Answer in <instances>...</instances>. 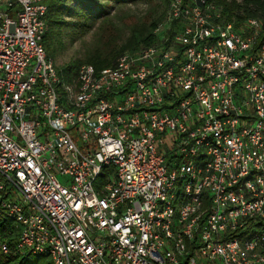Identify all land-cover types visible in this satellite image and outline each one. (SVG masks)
I'll return each mask as SVG.
<instances>
[{
	"label": "built area",
	"instance_id": "built-area-1",
	"mask_svg": "<svg viewBox=\"0 0 264 264\" xmlns=\"http://www.w3.org/2000/svg\"><path fill=\"white\" fill-rule=\"evenodd\" d=\"M48 1L0 0V254L264 264V20L168 0L171 33L66 75Z\"/></svg>",
	"mask_w": 264,
	"mask_h": 264
},
{
	"label": "trees",
	"instance_id": "trees-1",
	"mask_svg": "<svg viewBox=\"0 0 264 264\" xmlns=\"http://www.w3.org/2000/svg\"><path fill=\"white\" fill-rule=\"evenodd\" d=\"M135 1L137 0H49L47 13L48 30L44 36V44L49 56L56 51L65 35H75L76 32L82 34L89 30L97 17L110 13L113 4ZM162 1L165 5L168 4V0ZM235 9H237L236 18H261L259 15L264 16V0H243L233 5L225 4L224 10L231 16L234 14ZM163 16L164 13L154 19L151 24L135 26L128 39L119 49L113 51L111 55H105L102 51H96L85 60H78L73 63L67 69L69 71L74 70L72 72H75L81 63L89 62L94 64L97 71H101L114 65L116 58L123 51H134L141 43L146 45L156 42L158 34L154 32V29L158 27ZM11 225L12 221L10 220L3 223L0 222V235L5 233ZM48 257L46 255H32L30 253L10 257L0 254V264H52L51 259Z\"/></svg>",
	"mask_w": 264,
	"mask_h": 264
},
{
	"label": "rangeland",
	"instance_id": "rangeland-1",
	"mask_svg": "<svg viewBox=\"0 0 264 264\" xmlns=\"http://www.w3.org/2000/svg\"><path fill=\"white\" fill-rule=\"evenodd\" d=\"M223 9L225 4L233 5L243 0H214ZM237 9L231 16L226 12L236 24L244 21V18H236ZM164 13L163 19L158 24L155 33L163 35L172 31V26L168 24V4L162 0H137L113 4L110 13L97 17L92 27L82 34L76 32L75 35L69 34L63 37L61 44L56 51L51 54L59 69L64 70L67 75L69 68L78 60H85L96 51H102L105 55H111L113 51L128 39L132 29L140 24H151V22ZM261 19L264 20L263 15ZM259 18V17H258ZM159 40V39H157ZM143 45L142 43L139 46ZM66 69V70H65ZM74 71V70H72ZM48 257V256H47ZM50 258V257H48ZM44 259H46L44 257Z\"/></svg>",
	"mask_w": 264,
	"mask_h": 264
}]
</instances>
